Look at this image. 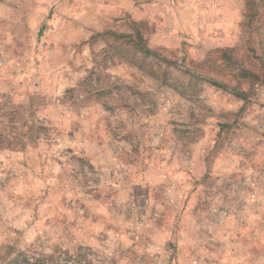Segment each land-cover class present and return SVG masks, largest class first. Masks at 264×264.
I'll list each match as a JSON object with an SVG mask.
<instances>
[{"label":"rangeland","instance_id":"rangeland-1","mask_svg":"<svg viewBox=\"0 0 264 264\" xmlns=\"http://www.w3.org/2000/svg\"><path fill=\"white\" fill-rule=\"evenodd\" d=\"M264 264V0H0V264Z\"/></svg>","mask_w":264,"mask_h":264},{"label":"trees","instance_id":"trees-1","mask_svg":"<svg viewBox=\"0 0 264 264\" xmlns=\"http://www.w3.org/2000/svg\"><path fill=\"white\" fill-rule=\"evenodd\" d=\"M18 257H24V258L22 259V262H23L24 264H28V263H29V261H28V259L25 257V255H23V252L18 253ZM31 261H34L35 264H36V262H38V263L40 262V260H39L36 256H34V258H32ZM41 262H42V263H40V264H45L43 259H41ZM45 262H46V264H48L47 261H45ZM19 264H20V263H19Z\"/></svg>","mask_w":264,"mask_h":264}]
</instances>
